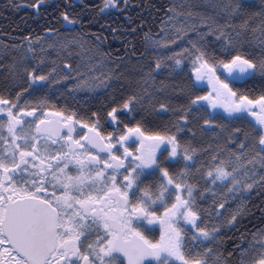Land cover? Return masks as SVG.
<instances>
[{
	"label": "snow or ice",
	"instance_id": "6c2138e0",
	"mask_svg": "<svg viewBox=\"0 0 264 264\" xmlns=\"http://www.w3.org/2000/svg\"><path fill=\"white\" fill-rule=\"evenodd\" d=\"M45 15L0 41V264H264V224L223 236L264 202V0H172L121 56Z\"/></svg>",
	"mask_w": 264,
	"mask_h": 264
},
{
	"label": "trees",
	"instance_id": "16d2710c",
	"mask_svg": "<svg viewBox=\"0 0 264 264\" xmlns=\"http://www.w3.org/2000/svg\"><path fill=\"white\" fill-rule=\"evenodd\" d=\"M68 2L69 0H45V6L38 13L36 9L31 7L33 0H0V41H7L9 45L18 44L20 38L24 37L29 31L39 34L50 19L45 13H50L53 8ZM170 2L172 0H129V6L125 9L123 0H120V7H109L101 12L100 9L103 8L104 0H71L74 10L83 14L85 19L99 21L98 24L95 22L92 24V31L103 33L104 43L101 47L104 51H109L116 56L123 54L133 36L139 47L142 43L144 31L149 29L153 32L158 31V26L161 20L164 19L163 13L167 10V5ZM176 2H179V0H176ZM254 3L258 7L260 0H254ZM14 4L20 6L14 7ZM89 8H91V11H89ZM141 20H144L148 27L137 28L135 32H132L133 27L139 25ZM105 21H108V24H105ZM109 24L111 27H109ZM113 28H116L117 31H113ZM83 30L87 31V27ZM48 39L55 38L49 37ZM88 44H95L93 37H88ZM73 60L74 63L78 62L76 57ZM187 71L188 69L185 68V73ZM166 75L167 73H162L158 79H165ZM85 95H87V89L82 90L81 99ZM204 142L220 143L221 141L217 140L213 135V131L210 130L205 134ZM262 208H264V202L255 195L251 197L249 216L241 220L236 229L223 233L226 249H231L230 239L235 238L237 232H243L246 229L251 231L264 224V216L260 212Z\"/></svg>",
	"mask_w": 264,
	"mask_h": 264
},
{
	"label": "flooded vegetation",
	"instance_id": "af4514ba",
	"mask_svg": "<svg viewBox=\"0 0 264 264\" xmlns=\"http://www.w3.org/2000/svg\"><path fill=\"white\" fill-rule=\"evenodd\" d=\"M158 232H152V233H150V235H153V236H157L158 237Z\"/></svg>",
	"mask_w": 264,
	"mask_h": 264
}]
</instances>
